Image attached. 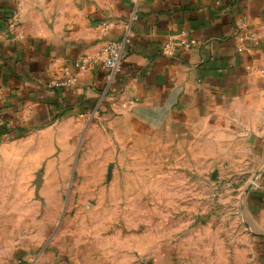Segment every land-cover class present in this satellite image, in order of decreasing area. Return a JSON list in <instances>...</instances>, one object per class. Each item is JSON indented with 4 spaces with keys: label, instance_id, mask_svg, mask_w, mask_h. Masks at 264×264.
<instances>
[{
    "label": "rangeland",
    "instance_id": "374dc122",
    "mask_svg": "<svg viewBox=\"0 0 264 264\" xmlns=\"http://www.w3.org/2000/svg\"><path fill=\"white\" fill-rule=\"evenodd\" d=\"M193 127L150 133L100 113L0 137V264L2 238L5 264L27 250L66 264L248 261L237 238L263 147Z\"/></svg>",
    "mask_w": 264,
    "mask_h": 264
},
{
    "label": "crops",
    "instance_id": "0c3cea01",
    "mask_svg": "<svg viewBox=\"0 0 264 264\" xmlns=\"http://www.w3.org/2000/svg\"><path fill=\"white\" fill-rule=\"evenodd\" d=\"M132 12L129 0H0V131H8L1 137L107 113L150 133L222 126L256 136L264 150V0H144L133 23ZM124 38L114 81L98 66L79 70L78 62L96 56L107 39ZM170 41L191 47L167 57ZM67 78L74 85L52 87ZM246 206L237 248L244 256L248 244L251 258L239 264H264V168ZM13 260L66 264L30 250Z\"/></svg>",
    "mask_w": 264,
    "mask_h": 264
},
{
    "label": "built area",
    "instance_id": "2783aa9c",
    "mask_svg": "<svg viewBox=\"0 0 264 264\" xmlns=\"http://www.w3.org/2000/svg\"><path fill=\"white\" fill-rule=\"evenodd\" d=\"M133 6V12L131 15V22L137 20L138 8L144 0H129ZM103 34L108 36L110 33V25L103 23L101 25ZM127 45V39L124 38L120 41L106 40L104 46L100 52L94 57H84L78 62V68L81 71H87L92 66H98L107 72V79L109 82L114 81L116 75L122 71V61L125 54V48ZM182 49H188L191 47V43L181 42L176 44L174 41H170L165 46V55L167 57H173L175 55L176 47ZM74 85L73 78H67L65 80L56 81L52 84L54 89L68 88Z\"/></svg>",
    "mask_w": 264,
    "mask_h": 264
},
{
    "label": "trees",
    "instance_id": "16d2710c",
    "mask_svg": "<svg viewBox=\"0 0 264 264\" xmlns=\"http://www.w3.org/2000/svg\"><path fill=\"white\" fill-rule=\"evenodd\" d=\"M6 134H8L7 130H3V131L1 130L0 131V137L3 136V135H6Z\"/></svg>",
    "mask_w": 264,
    "mask_h": 264
}]
</instances>
